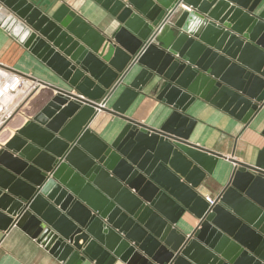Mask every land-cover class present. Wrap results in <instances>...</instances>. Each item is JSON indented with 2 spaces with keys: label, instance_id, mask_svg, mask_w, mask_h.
<instances>
[{
  "label": "water",
  "instance_id": "1",
  "mask_svg": "<svg viewBox=\"0 0 264 264\" xmlns=\"http://www.w3.org/2000/svg\"><path fill=\"white\" fill-rule=\"evenodd\" d=\"M91 1L111 35L69 6L0 0V28L67 87L41 82L55 96L0 150V231L63 264H264V149L253 166L230 160L209 209L197 191L222 156L190 144L187 115L202 101L246 128L262 110L264 0ZM180 4L191 12L166 24ZM155 79L171 109L159 129L125 117ZM96 111L125 122L111 144L88 129ZM186 212L189 235L176 229Z\"/></svg>",
  "mask_w": 264,
  "mask_h": 264
},
{
  "label": "crops",
  "instance_id": "2",
  "mask_svg": "<svg viewBox=\"0 0 264 264\" xmlns=\"http://www.w3.org/2000/svg\"><path fill=\"white\" fill-rule=\"evenodd\" d=\"M35 8L45 14H52L61 5L69 6L87 23L102 34L111 35L117 28V22L106 14L91 0H27ZM182 11V10H181ZM0 64L13 68L20 73L29 74L38 80L67 90L48 68L38 61L22 45L11 38L0 28ZM139 68L129 74L119 87L114 97L104 108L111 109L115 98L128 86L138 73ZM155 79L132 103L125 117L152 129H159L168 119L171 109L157 100L158 86ZM37 98V111L41 110L55 93L48 88L41 90ZM196 121L189 142L222 156L218 160L213 174L207 177L197 191L205 202V197L216 199L229 181L235 165L230 160L253 166L264 149V107L259 114L244 128L222 111L213 106L197 101L187 112ZM125 122L105 112H97L88 129L106 144L113 143L120 135ZM199 225L195 215L186 212L178 222L176 229L184 235L191 234ZM81 244V242H80ZM0 264H63L53 258L35 241L28 238L16 227L8 231H0ZM83 264H95L86 260ZM115 264H124L116 261Z\"/></svg>",
  "mask_w": 264,
  "mask_h": 264
},
{
  "label": "built area",
  "instance_id": "3",
  "mask_svg": "<svg viewBox=\"0 0 264 264\" xmlns=\"http://www.w3.org/2000/svg\"><path fill=\"white\" fill-rule=\"evenodd\" d=\"M182 11L191 12V8L180 4L171 14L166 24L172 25L174 18ZM42 81L17 70L0 64V150L40 111H37V98L45 87ZM216 199L205 197L210 209Z\"/></svg>",
  "mask_w": 264,
  "mask_h": 264
}]
</instances>
